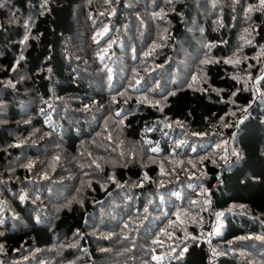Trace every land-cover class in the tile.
I'll use <instances>...</instances> for the list:
<instances>
[{
  "label": "trees",
  "instance_id": "obj_1",
  "mask_svg": "<svg viewBox=\"0 0 264 264\" xmlns=\"http://www.w3.org/2000/svg\"><path fill=\"white\" fill-rule=\"evenodd\" d=\"M0 264H264L262 0H0Z\"/></svg>",
  "mask_w": 264,
  "mask_h": 264
},
{
  "label": "snow or ice",
  "instance_id": "obj_2",
  "mask_svg": "<svg viewBox=\"0 0 264 264\" xmlns=\"http://www.w3.org/2000/svg\"><path fill=\"white\" fill-rule=\"evenodd\" d=\"M262 3H264V0H262ZM27 39V37H25V40ZM230 62V61H229ZM220 215V214H218ZM186 250V249H185ZM153 259H157V257H153Z\"/></svg>",
  "mask_w": 264,
  "mask_h": 264
}]
</instances>
